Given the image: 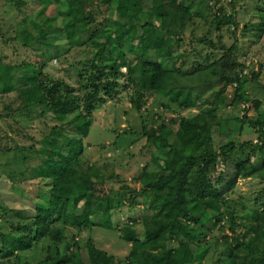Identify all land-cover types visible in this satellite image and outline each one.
Masks as SVG:
<instances>
[{"label": "trees", "instance_id": "trees-1", "mask_svg": "<svg viewBox=\"0 0 264 264\" xmlns=\"http://www.w3.org/2000/svg\"><path fill=\"white\" fill-rule=\"evenodd\" d=\"M192 1L49 0L68 7L64 23L54 26L47 36L26 25L25 18L11 16L12 13L0 24V42L12 45L20 41L25 46L47 38L59 41L53 46L50 58L63 56L72 47L90 42L95 49L92 67L98 73L97 76L95 72L80 75L82 84L77 87L65 79L48 78L42 70L46 60L37 72L22 76L13 75V67L8 64L3 67L0 62V93H15L6 116L19 122L17 117L22 116L21 120L35 105H44L61 123L52 135L41 139L39 149L45 157L35 168L38 177L51 181L48 193L42 194L47 199L36 205L33 225L18 224L12 231L0 233V264H197L205 249L198 257V250L203 248V232L196 228L202 225L204 217L214 212L216 225L226 218L230 230L235 232L234 212L225 213L223 209L230 206L227 195L240 177L260 176L264 170V114L253 117L245 113L236 118L239 126L248 124L254 130L256 141L239 144L232 139L225 140L218 149L213 148V123L221 105L236 108L248 104L245 111L250 106L259 108L260 101L252 98L249 90L258 74L253 72L249 77L243 73L246 66L239 62L236 41L230 47L222 44L224 56L214 62L198 63L190 68L185 66L184 59L179 61L181 56L173 48H178L182 35L194 23V14L190 13ZM215 15L211 22L215 30L210 28L198 42L216 49L210 37L218 29L236 22L233 13ZM134 39H138L139 45L133 50L129 46ZM126 46L134 54L135 63L124 52ZM111 47L117 52L116 59L110 53ZM172 59L174 62L169 66ZM127 61L135 66L128 65ZM123 67L131 72L129 80L139 84L135 88L139 91L135 94L137 100H141L142 92H155L166 109L176 104L182 109L200 107V111L181 117L176 131L164 122L143 127L142 134L156 147L157 154L152 165L145 166L136 177L141 183L136 191L142 193L143 203L150 204V212L130 218V223L122 229V239L131 243L125 259L117 260L89 237L85 244L87 258H83L79 245H69L62 251L47 248L45 257L30 263L22 254L42 239L61 242L69 224L81 230L113 228L110 213L113 204L110 194L102 188L106 176L99 167L83 164L81 157L86 148L85 139L96 124L94 112L108 97L112 99L118 93L119 83L115 79L122 74ZM137 69L139 76L131 78ZM210 74L217 76L215 82L202 84ZM108 75L113 77L108 83L99 81L108 79ZM228 87L233 89L230 97L226 95ZM209 91L213 92L211 100L206 97ZM15 102L20 104L15 107L12 104ZM133 103L137 110L141 109V103L135 100ZM23 107L27 109L26 114ZM221 158L226 162H221ZM137 202L134 197L132 204ZM17 214L28 219L25 212L17 211ZM136 224L142 225V233L137 232ZM245 232L242 237H233L235 244L227 242L220 263L264 264V204L252 210ZM168 241L178 243L170 246Z\"/></svg>", "mask_w": 264, "mask_h": 264}, {"label": "rangeland", "instance_id": "rangeland-1", "mask_svg": "<svg viewBox=\"0 0 264 264\" xmlns=\"http://www.w3.org/2000/svg\"><path fill=\"white\" fill-rule=\"evenodd\" d=\"M191 4L190 13L194 14V23L182 35L183 40L178 44V48H173V51L176 50L181 56L179 61L184 59L185 66L190 68L198 63L214 62L224 53L222 44L230 47L236 41L239 47V62L246 66L243 73L249 77H252L253 72L258 74L257 78L251 81L249 90L252 98L260 101L259 108L256 110L254 106H250L249 110L245 111L248 104L236 108L221 105L213 123V148L218 149L225 140L231 139L239 144L247 140L256 141L258 137H254V130L248 124L239 126L236 118L245 113L253 117H256L257 113L264 114V0L209 2L194 0ZM67 7V4L50 3L49 0L46 2L45 0H0V24L9 19L12 13L11 16L25 18V24L37 29V32L41 31L48 35L54 26L64 23ZM231 13L235 16L236 24L231 23L218 29L210 37L217 46L216 49L209 44L198 42L210 28L215 30L211 23L215 14L223 16ZM11 29L14 32L15 25ZM106 29L111 32L108 27ZM112 36L115 38L114 35ZM58 42L48 38L44 42L35 40L25 46L20 41H14L12 45L6 41L0 42V62L3 67L6 64L11 65L13 75L22 76L37 72L39 66L46 60L42 70L48 78L65 79L66 82L77 87L82 84L80 75L86 76L93 72L98 75L97 69L94 71L92 67L95 49L90 42L83 46L72 47L63 56L50 58L49 56L54 53L53 46ZM138 45V39H134L129 47L134 50ZM129 47L126 46L123 50L135 63L136 59L133 58L134 54L129 51ZM43 53L47 58L43 57ZM110 53H113V58L116 59L117 52L114 47H111ZM173 62L172 59L168 65L172 66ZM131 63L127 61L128 65L135 66ZM84 67L87 68L84 70ZM130 73L127 67L122 68V74L115 79L119 83L118 93L112 99L108 97L105 104L94 112L96 124L92 126L89 136L85 139L86 148L81 157L83 164L99 167L106 176L102 188L110 194L113 204L110 212L113 228L94 227L95 229L81 230L69 224L64 229L65 237L61 242L53 243L48 239L46 242L42 239L37 242V246L22 254L24 260L34 263L46 256L47 248L53 247L62 251L69 245L73 247L79 245L83 258H87L85 244L89 237L95 239L97 247L114 254L117 260L128 256L131 243L122 239L121 231L128 222L130 223V218L150 212V204L143 203L142 193L136 191L141 187L136 177L142 174L145 166L152 165L153 157L157 154L156 147L148 143L147 137L142 134L143 127L151 128L164 122L166 126L176 131L181 117H190L200 111V107L182 109L176 104L172 109H166L161 106L160 97L155 92H142L141 100H137L138 96L135 94L139 91L135 88L139 84L129 80ZM139 73L137 69L131 78H137ZM216 78L217 76L210 74L208 78L203 79L202 84L215 82ZM111 79L113 77L108 75V79L99 81L106 84ZM214 87L215 90L218 89V86L214 85ZM232 94L233 89L228 87L226 95L230 97ZM13 96H15L14 92L0 93V115L3 116L0 119V233L12 231L18 224L24 227L33 225L32 218L36 214V205L47 199L42 194H47L52 186L48 178L38 177L35 173L37 164L45 157L39 149L42 147L41 139L52 135L61 125L44 105H35L30 110L32 112L21 120L22 116L17 117L19 122L15 121L14 117L6 116V113L10 112L11 105L8 104L12 102ZM211 96L213 92L209 91L206 97L211 100ZM133 100L141 103L140 110L134 107ZM12 104L17 107L20 102ZM24 113H27L26 108ZM125 130L129 132L125 134ZM254 154L255 152L252 155ZM221 159V162H226L225 159ZM228 168L225 167L227 170ZM111 174H114L113 178H110ZM263 189L264 170L260 176L240 177L233 191L228 193L230 206L223 210L225 213L233 211L235 214L237 226L234 233L230 230L228 219L224 218L219 225L214 223V212L203 218L202 225L196 228V231L203 232L201 234L203 248L198 250V257L203 249L205 251L197 264H224L220 263V260L224 257L222 251L225 250L227 242H233V237H242L246 233L252 210L264 204ZM134 197L139 201L138 204H132ZM14 209L25 212L28 219L21 218ZM135 226L138 233L143 232L142 225ZM177 243V241L169 242V245H177Z\"/></svg>", "mask_w": 264, "mask_h": 264}]
</instances>
